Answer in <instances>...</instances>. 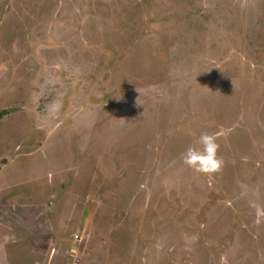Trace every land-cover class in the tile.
<instances>
[{
  "label": "rangeland",
  "instance_id": "rangeland-1",
  "mask_svg": "<svg viewBox=\"0 0 264 264\" xmlns=\"http://www.w3.org/2000/svg\"><path fill=\"white\" fill-rule=\"evenodd\" d=\"M1 110L0 264H264V0H0Z\"/></svg>",
  "mask_w": 264,
  "mask_h": 264
},
{
  "label": "clouds",
  "instance_id": "clouds-1",
  "mask_svg": "<svg viewBox=\"0 0 264 264\" xmlns=\"http://www.w3.org/2000/svg\"><path fill=\"white\" fill-rule=\"evenodd\" d=\"M219 132L209 133L202 131L199 134V147L189 146L184 149L181 162L193 171L201 174H212L220 170L223 159L218 156Z\"/></svg>",
  "mask_w": 264,
  "mask_h": 264
},
{
  "label": "crops",
  "instance_id": "crops-1",
  "mask_svg": "<svg viewBox=\"0 0 264 264\" xmlns=\"http://www.w3.org/2000/svg\"><path fill=\"white\" fill-rule=\"evenodd\" d=\"M14 231H17V232H19L18 230H15V229H11V228H6V235H5V237H4V239H5V241L6 242H2V241H0V245H2V244H4V243H7V244H5V246H9V243H11V238H13V232ZM8 232H10V233H8ZM20 233V232H19ZM21 234V233H20ZM22 240H24L23 239V236H22V238H21V241ZM12 245L14 246V245H16V244H14V242L12 243ZM19 245V244H18ZM3 247H4V245H2Z\"/></svg>",
  "mask_w": 264,
  "mask_h": 264
},
{
  "label": "trees",
  "instance_id": "trees-1",
  "mask_svg": "<svg viewBox=\"0 0 264 264\" xmlns=\"http://www.w3.org/2000/svg\"><path fill=\"white\" fill-rule=\"evenodd\" d=\"M7 110H1L0 111V119L7 113Z\"/></svg>",
  "mask_w": 264,
  "mask_h": 264
}]
</instances>
